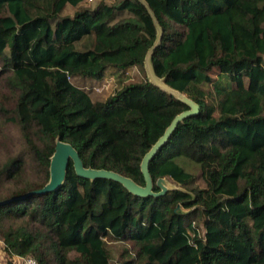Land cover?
Returning <instances> with one entry per match:
<instances>
[{"label": "trees", "instance_id": "trees-1", "mask_svg": "<svg viewBox=\"0 0 264 264\" xmlns=\"http://www.w3.org/2000/svg\"><path fill=\"white\" fill-rule=\"evenodd\" d=\"M84 1L0 0V134H17L0 159V264H110L106 243L126 245L116 264H264V0H143L154 74L198 105L148 163L153 192L160 177L180 190L136 196L69 161L58 188L32 192L55 137L143 185L141 157L186 109L146 78L144 5ZM131 67L141 80L103 101L70 81Z\"/></svg>", "mask_w": 264, "mask_h": 264}, {"label": "water", "instance_id": "water-1", "mask_svg": "<svg viewBox=\"0 0 264 264\" xmlns=\"http://www.w3.org/2000/svg\"><path fill=\"white\" fill-rule=\"evenodd\" d=\"M138 1L141 2L146 8L156 30L155 39L151 44V46L147 49L143 60V68L146 78L154 86L158 87L163 92H166L167 94L171 95L172 97L183 103L186 106V109L182 110L181 112L173 116L169 124L165 127L162 134L155 140V142L149 147V149L141 157L139 163V170L142 175V179L144 183L143 185H138L134 181H132L129 177L122 176L110 170L84 167L76 150L69 143L63 142L60 139H58V137H55L53 144V151L49 156L48 179L40 189L32 192L39 194V193L49 192L51 190H55L56 188H58L64 180L66 167L69 161H71L73 171L78 177L86 178L89 180H93L96 178L113 180L121 184L129 193L136 196L156 197L164 194L168 190H175V189L180 190L179 187H176L174 184L173 185L170 184L165 178L160 177L157 178L154 182V185L158 188V191L153 192L152 190L153 182L148 172V163L155 156V154L161 148V146L166 142L170 134L174 131L176 125L179 122H181L183 119L198 113V105L194 101L189 99L185 94L166 85L164 83L163 78H159L154 74L150 59L154 48L159 43L161 30L158 24L156 23L154 15L151 12L148 5L143 0H138ZM30 193L31 192H28V194ZM2 202L3 201H1L0 203ZM179 210H180L179 206L176 205L174 211H179Z\"/></svg>", "mask_w": 264, "mask_h": 264}, {"label": "rangeland", "instance_id": "rangeland-1", "mask_svg": "<svg viewBox=\"0 0 264 264\" xmlns=\"http://www.w3.org/2000/svg\"><path fill=\"white\" fill-rule=\"evenodd\" d=\"M97 0H86L83 4L93 5ZM111 1V0H106ZM74 8L72 6H65L62 13L71 14ZM124 13L122 16H124ZM141 80V74L135 67L128 68L123 74H118L116 71L112 69H106L103 77L100 80H96L93 78H82V77H73L70 79L71 83L75 86H78L84 89L90 99L92 101H103L106 97H108L115 89L119 88L121 84L135 82ZM7 133V134H6ZM10 136L16 140L17 134L13 129H9L4 131L3 134H0V159L3 158L5 151L8 149V144L4 138L6 136ZM196 176L198 173H195ZM168 181V180H167ZM172 184L170 181H168ZM173 185V184H172ZM190 186H198L202 187L203 184L199 178L195 180ZM126 246L124 244H116V243H106V247L109 251L110 255V264H116L115 261L117 259V253L121 249V247ZM3 261V254H1L0 248V263ZM16 264H21L19 259L15 260Z\"/></svg>", "mask_w": 264, "mask_h": 264}, {"label": "built area", "instance_id": "built-area-1", "mask_svg": "<svg viewBox=\"0 0 264 264\" xmlns=\"http://www.w3.org/2000/svg\"><path fill=\"white\" fill-rule=\"evenodd\" d=\"M20 261H21V264H37L35 259H33L31 257H24Z\"/></svg>", "mask_w": 264, "mask_h": 264}]
</instances>
